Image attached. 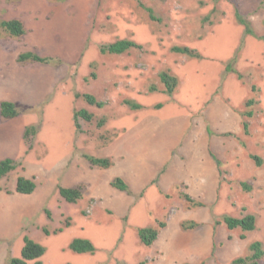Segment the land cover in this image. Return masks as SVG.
Masks as SVG:
<instances>
[{
    "label": "rangeland",
    "instance_id": "1",
    "mask_svg": "<svg viewBox=\"0 0 264 264\" xmlns=\"http://www.w3.org/2000/svg\"><path fill=\"white\" fill-rule=\"evenodd\" d=\"M140 1L153 10L156 20L137 0H0V22L16 19L26 30L15 38L0 27V104L9 95L20 98L15 103L18 117L0 123V152L13 149L12 159L20 163L0 180V264L20 257L26 235L46 248L43 264H232L251 255L252 243L264 244V0ZM236 14L250 24L252 35L245 33ZM119 40L141 48L121 55L101 53L103 45ZM176 46L196 49L202 58L172 52ZM26 52L60 63H18ZM230 63L235 73L225 71ZM162 72L179 80L171 96L163 92ZM152 86L156 92H149ZM76 94H91L104 106H91ZM216 96L235 107L243 102L242 112L251 110L253 117H243L249 122L247 135L243 131L238 139L231 132L224 134L237 146L226 150L224 145L218 166L225 183L215 204L202 201L203 207H193L183 196V186L169 194L156 187L137 195L131 191L127 196L135 202L124 216L105 203L109 178L121 167L97 169L83 155L100 158L139 115L168 105L191 110L186 103L197 106L205 100L198 113L191 110L193 122ZM125 100L143 108L132 111ZM250 100L255 104L247 107ZM80 110L93 119L80 118L78 130L74 115ZM31 126H37L38 133L26 140ZM251 156L260 157L262 166L257 167ZM19 176L34 179L37 188L32 195L14 192ZM158 180L159 176L152 186L158 187ZM58 186H83V197L68 203ZM247 214L256 217V229L242 239V231L229 230L223 220ZM160 222L166 226L157 241L144 246L138 229ZM191 223L197 226L184 228ZM59 229L63 231L55 234ZM75 238L89 239L95 253L70 251Z\"/></svg>",
    "mask_w": 264,
    "mask_h": 264
},
{
    "label": "crops",
    "instance_id": "2",
    "mask_svg": "<svg viewBox=\"0 0 264 264\" xmlns=\"http://www.w3.org/2000/svg\"><path fill=\"white\" fill-rule=\"evenodd\" d=\"M7 99L16 103L20 98L9 95ZM226 100L225 98V102ZM204 102H198L197 106L188 103L186 105L191 106L194 113H198ZM225 102L219 96L210 99L208 105L200 111L202 117L194 119L193 122L191 110H185L179 105H168L161 107L160 110L139 115L138 121L132 124L133 127L115 136L114 141L108 144L100 157L111 159L114 164L111 168L121 167L115 177L109 178V182L120 177L136 195L151 187L159 188L165 194H169L183 186L186 194L193 200L215 204L217 193L225 183L223 172L218 166V163L222 162L220 156L224 155L225 149H234L237 146L230 144L227 141L229 138L224 137V134L231 132L238 138L244 131L242 114L247 112H242L243 102L239 107H235L234 102L230 101L228 104ZM166 110H169L168 114H163ZM212 132L216 135L212 136ZM221 136L224 139H220ZM237 138L239 147H243ZM184 139L187 144L179 148ZM225 143L228 147L224 149ZM152 145V154L149 156ZM12 150L7 153L3 149L0 152V159L6 155L14 158ZM147 160L151 161V166L147 164ZM158 176V187L152 186V182ZM107 194L109 196L108 198L105 196V203L114 207L121 216L131 211L135 200L128 197L127 193L111 187ZM117 212L114 213L117 215Z\"/></svg>",
    "mask_w": 264,
    "mask_h": 264
},
{
    "label": "trees",
    "instance_id": "3",
    "mask_svg": "<svg viewBox=\"0 0 264 264\" xmlns=\"http://www.w3.org/2000/svg\"><path fill=\"white\" fill-rule=\"evenodd\" d=\"M57 3H62L65 0H54ZM140 6L148 12L150 18L152 20H156L153 10L150 8H146L140 0H137ZM236 19L238 20L239 24L243 25L245 27V33L247 35H252L253 31L251 29L250 24L244 20L239 14H236ZM0 27L11 37L19 38L26 34L25 27L23 23L19 20L13 19V20H6L0 22ZM141 48L137 43L130 41V40H119L112 44L103 45L100 48V51L102 54H112V55H121L124 54L131 49H138ZM172 52L181 54L184 56H187L189 58L193 59H201L202 56L193 49H190L188 47H173ZM26 62H32V63H39V64H59L60 61L50 58V57H42L41 55L35 53V52H26L22 53L18 57V63L23 64ZM225 71L227 73H235L236 71L231 66V63L225 67ZM239 76V75H238ZM92 77H95L93 75ZM240 77V76H239ZM160 82L163 85V92L169 96L173 95L177 86H178V80L175 76H172L169 72H162L159 75ZM155 87H150V92H156ZM76 98H83L89 105L96 106L97 108H103L104 103L98 101L93 95L91 94H83L79 95L76 94ZM124 103L130 107L132 111H138L143 108L142 105L135 103L133 101L125 100ZM255 102L253 100H250L247 103V107H251L254 105ZM161 106H159L160 108ZM20 113V110L18 109L17 105L15 103L9 102V101H3L0 105V123L4 120H11L16 117H18ZM242 116L245 119H249L253 117L252 111H247L242 114ZM82 118L83 120L87 122H91L93 119V115L89 113L86 110H80L77 111L74 115L76 127L79 130L80 125L78 123V120ZM105 124L104 120H101L99 123L100 127H103ZM38 127L37 126H31L28 127L25 131L24 138L26 140H29L30 137L35 136L38 133ZM243 130L244 133L247 135L249 132V123L247 120L243 121ZM210 132V131H209ZM83 157L90 163L92 167L99 168V169H110L113 166V162L109 158H98L90 155H83ZM252 159L255 161L257 167L262 166V159L258 156H251ZM20 166V163L15 161L12 158H6L3 160H0V180L7 177L10 173L14 172L18 167ZM157 183V181L154 182V184ZM111 187L125 192L127 194H132L131 190L128 186V184L120 177L114 178L111 183ZM243 188L245 190L249 191L250 188L246 183H242ZM37 188V185L34 181V179H30L24 176H19L16 180L15 190L14 192L19 195H32ZM83 186H77L75 188H66L63 186H58V192L60 197L65 200L68 203L75 204L83 197ZM186 201L191 203L193 207H203V204L201 202L195 201L191 198L188 194H183ZM47 215L50 216V213L48 211ZM226 227L233 231L237 228H239L242 231L241 238H246L247 232H252L256 229V217L253 215L247 214L246 216L242 218H233L230 216L224 217L223 220ZM67 226H69V223H67ZM166 224L164 222H160L157 227H148V228H140L138 229V237L140 239V242L146 246L150 247L152 246L158 239L161 229L165 228ZM197 226L195 223H191L189 227L184 228H190L194 229ZM63 229H59L55 231V234L62 232ZM46 235L49 234L47 230H44ZM69 250L72 252H75L77 254H94L96 251V247L94 244L89 240L85 238H75L73 239L69 246ZM251 255L246 258H238L236 259L232 264H261V259L264 257V244L261 242H254L250 246ZM46 254V248L35 242L33 239L29 238L27 235L24 236V246L22 248L20 257L17 258H8L5 264H43L42 257ZM145 264V263H140Z\"/></svg>",
    "mask_w": 264,
    "mask_h": 264
}]
</instances>
